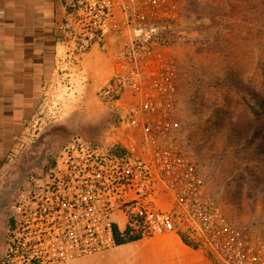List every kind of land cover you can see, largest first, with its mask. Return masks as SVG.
Returning a JSON list of instances; mask_svg holds the SVG:
<instances>
[{
    "label": "rangeland",
    "instance_id": "374dc122",
    "mask_svg": "<svg viewBox=\"0 0 264 264\" xmlns=\"http://www.w3.org/2000/svg\"><path fill=\"white\" fill-rule=\"evenodd\" d=\"M113 2L123 33L112 32L105 47L84 57L61 55L39 110L42 130L32 143L20 138L0 175V193L15 179L26 181L28 172L37 174L73 137L107 139L119 114L125 119L138 108L173 124L178 158L199 181L207 216L177 209V233L194 235L216 264H226L207 231L211 216L213 229H239L264 256V140L252 136L264 134V0ZM114 75L126 83L121 106L99 98ZM142 140L137 128L124 124L125 145L138 151ZM166 197L172 195L161 198L163 208L170 207ZM74 264H126L124 249Z\"/></svg>",
    "mask_w": 264,
    "mask_h": 264
},
{
    "label": "built area",
    "instance_id": "2783aa9c",
    "mask_svg": "<svg viewBox=\"0 0 264 264\" xmlns=\"http://www.w3.org/2000/svg\"><path fill=\"white\" fill-rule=\"evenodd\" d=\"M58 1L64 17L57 62L67 53L89 55L94 47H105L112 32L123 33L124 21L120 25L116 20L113 0ZM125 87L124 75H114L100 89L99 98L121 106ZM39 115L23 134L22 144L39 136L44 123ZM117 118L107 139L77 135L57 151L52 162L42 163L37 174L28 172L9 204L12 222L0 264H74L115 249V229H129L131 235L150 239L178 231L177 209L207 216L201 213L207 207L201 203L194 169L178 158L181 150L173 124L168 119L156 122L138 108L125 119L124 112ZM124 124L143 136L138 151L124 144ZM13 152L17 154V148ZM166 193L172 197L165 198L170 207L163 208L160 200ZM210 220L207 231L213 250L226 264H264V256L245 243L239 229L228 225L213 229L211 216Z\"/></svg>",
    "mask_w": 264,
    "mask_h": 264
},
{
    "label": "crops",
    "instance_id": "0c3cea01",
    "mask_svg": "<svg viewBox=\"0 0 264 264\" xmlns=\"http://www.w3.org/2000/svg\"><path fill=\"white\" fill-rule=\"evenodd\" d=\"M63 17L58 0H0V175L54 80ZM120 247L126 264H216L177 232Z\"/></svg>",
    "mask_w": 264,
    "mask_h": 264
},
{
    "label": "flooded vegetation",
    "instance_id": "af4514ba",
    "mask_svg": "<svg viewBox=\"0 0 264 264\" xmlns=\"http://www.w3.org/2000/svg\"><path fill=\"white\" fill-rule=\"evenodd\" d=\"M25 177V175H24ZM14 180V179H13ZM25 178L15 179L6 184V189L0 193V252L5 244V239L11 226V212L9 203L17 190L24 184Z\"/></svg>",
    "mask_w": 264,
    "mask_h": 264
},
{
    "label": "trees",
    "instance_id": "16d2710c",
    "mask_svg": "<svg viewBox=\"0 0 264 264\" xmlns=\"http://www.w3.org/2000/svg\"><path fill=\"white\" fill-rule=\"evenodd\" d=\"M253 139L255 142L262 143L261 140H264V134L261 133L258 130L253 131ZM48 162H52L51 159H46L45 164ZM12 222V220H11ZM180 238L182 239L183 243L186 244L187 246L194 248V249H199L200 244L193 239H191L188 235L185 233H179ZM115 238H116V243L117 246H122L125 244L132 243L134 241L140 240L141 238L138 236L131 235L129 229H126L124 231H120L119 229H115ZM210 256V255H209Z\"/></svg>",
    "mask_w": 264,
    "mask_h": 264
}]
</instances>
